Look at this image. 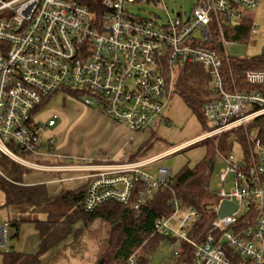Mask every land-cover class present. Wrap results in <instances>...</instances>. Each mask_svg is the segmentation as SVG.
I'll use <instances>...</instances> for the list:
<instances>
[{"label":"built area","instance_id":"obj_1","mask_svg":"<svg viewBox=\"0 0 264 264\" xmlns=\"http://www.w3.org/2000/svg\"><path fill=\"white\" fill-rule=\"evenodd\" d=\"M144 2L165 0H100V12L84 0H0V153L32 168L49 166L28 162L21 153L41 154L43 146L45 154L72 160L88 182L87 212L111 200L141 211L159 190H170L172 212L155 220L153 235L173 237L175 257L188 243L193 264H264V68L236 72L226 35L241 24L242 8L255 9L264 0H197L189 15H169L165 22L129 9ZM187 64L203 66L212 86L203 104L210 128L195 140L240 127L246 135L241 160L218 152L227 164L218 174L216 217L199 241L190 232L201 213L176 195L173 170L160 165L155 174L148 172L181 146L133 161L79 160L55 152V138L43 139L56 116L38 120L44 104L70 88L84 104L143 131L159 120ZM223 200L238 207L220 217ZM10 225L0 213V248L8 246Z\"/></svg>","mask_w":264,"mask_h":264},{"label":"trees","instance_id":"obj_2","mask_svg":"<svg viewBox=\"0 0 264 264\" xmlns=\"http://www.w3.org/2000/svg\"><path fill=\"white\" fill-rule=\"evenodd\" d=\"M84 1L93 10L101 11L100 0ZM249 23L245 22L229 29L227 32L230 35L226 32L227 37L244 36L248 33ZM205 46L214 47L210 42H206ZM231 65L238 73L248 68H264V53L249 59L231 58ZM208 78V72L203 66L187 64L179 71L176 82V92L201 118L207 129L210 128V123L204 116L203 104L206 102L205 97L210 93L205 88ZM64 90L80 99L79 91L70 88ZM234 141L246 144V135L242 127L210 140L211 149L204 158L194 167L184 166L173 177L172 187L178 198L185 205L196 208L201 213V218L194 223L190 232L196 241L207 234L216 217L214 206L219 198L210 187L215 165L214 157L219 151L230 152ZM145 147L144 144L140 151ZM26 172L27 169L23 165L0 153V189L5 196L4 207L17 214L10 220L15 228L14 237L19 235L21 225L26 222L34 223L40 236L39 250L36 253L25 254L8 249L3 254L4 264H41L43 255L50 251L52 260L59 259L65 256L66 250L72 251L77 248L81 234L93 229L97 221L104 222L109 227L107 248L97 264L101 259L100 264H130V256L139 247H142L143 254L135 255L134 264H151L153 255L159 251L163 242L171 243L173 240V237L167 238L158 233L153 235L155 220L172 212L170 190H159L141 211L111 200L87 212L83 208L87 185L51 194L45 184H24L23 177ZM43 214L45 218H41ZM60 244H63L60 249L54 248ZM193 251V246L185 243L183 252L176 257L175 264H193Z\"/></svg>","mask_w":264,"mask_h":264},{"label":"rangeland","instance_id":"obj_3","mask_svg":"<svg viewBox=\"0 0 264 264\" xmlns=\"http://www.w3.org/2000/svg\"><path fill=\"white\" fill-rule=\"evenodd\" d=\"M196 3L197 0H165V3H159L157 5L144 2L139 5L131 6L129 9L131 12L137 13L141 17L158 16L160 21L165 22L168 20L169 15H189ZM241 10L243 13L242 22H248L245 18L249 17L254 19V24L256 25L249 24L248 33L240 38L229 37L228 39L232 43L228 46L227 53L230 57L236 59L258 57L264 53V5L261 4L255 9L242 8ZM251 25L255 26V33H251ZM227 33L230 35L229 32ZM211 87L210 79L208 78L205 83V88H207L210 93L212 92ZM210 93L205 97L206 101L210 98ZM86 108H95L99 110L98 106H87L76 96L73 97L69 95L66 90H61L42 113L39 121L44 122L50 115L53 116L56 114L59 117L57 125L49 128L47 132H53L52 134H54L57 143L63 145L67 142H74L76 145H80L83 149L98 148V141L90 135L83 133L89 132V130H86L83 127V125H86V122H88ZM158 118V121L151 122L143 132H140L139 136L143 138V144L141 143L140 145L143 146L145 144L146 147L137 155V158L124 160L122 155H119L113 159L118 162L133 161L142 158L146 159L180 145L181 147L176 149V151L166 155L159 162L148 167V172L155 174L158 166L166 165L173 170L174 174H177L186 165L194 167L198 164L209 152V149H211L209 141L217 136L215 135L206 140H195L201 137L209 128L207 129L201 118L186 104L184 99L177 92L165 103ZM130 144L134 145V142H131ZM138 148L139 146L134 153L137 152ZM130 149V146L127 147L125 152ZM243 151V144L234 141L230 153L236 159L241 160L244 155ZM214 160L215 165L211 175L210 187L212 191L215 192L219 182L218 174L227 163L220 158L218 153H216ZM51 162L52 158L47 157L46 163ZM33 173L35 172L27 174L26 180L34 179L31 175ZM231 178L232 177H230V179ZM4 201L5 196L0 189V213L5 218L9 216L13 219L15 214L13 211L4 207ZM93 226V229L91 228L88 233L81 234V239H79L80 243L77 248L72 251L70 249L66 250L65 253L68 257L60 259L55 264H97L98 259L107 248L109 227L106 226V223L100 221H97ZM13 232L14 228L9 227V244L7 247L0 248V255L4 251L10 249L11 246L16 247L18 239L12 237ZM135 253L136 255H142V247H139ZM163 253H167L169 256L164 257L159 261V258ZM175 261L176 257L173 255V246L171 243L165 241L160 246L159 251L153 255L151 264H175Z\"/></svg>","mask_w":264,"mask_h":264},{"label":"crops","instance_id":"obj_4","mask_svg":"<svg viewBox=\"0 0 264 264\" xmlns=\"http://www.w3.org/2000/svg\"><path fill=\"white\" fill-rule=\"evenodd\" d=\"M245 20L250 22L249 24L252 25L254 24V19L247 17L245 18ZM240 23L242 24L244 22H242L241 20ZM57 93L51 97L52 99H50L49 102L45 103L43 108H41V110L38 113V120L42 115V113L47 108V106L50 105V103L57 95ZM86 109H87L88 122H86L87 124L83 125V127L86 130H89V132H83V133H86L87 135H90L92 138L96 139L98 141L97 142L98 148L83 149L80 147V145H76L74 142L71 143L67 142L62 145L61 143H57L55 139L56 141L54 147L55 152L60 153L62 155H70L71 157L78 158L79 160L83 158H88L94 160L95 162H99L105 158L113 159L119 155H122V158L124 160L137 158V155L141 152L140 148L142 146L140 144L142 143L143 140V138L140 137L139 135L140 132L143 131L140 132L131 131L125 124L117 122L115 119L107 116L100 108L99 110L95 108H86ZM54 116H56L55 125L45 128L42 133L43 139L45 141L49 137L55 138L54 134H52L53 132L50 133L47 132V130L57 125V120L59 119V117L58 115L54 114L53 116L50 115L44 122L42 121V123H46L49 119L53 118ZM131 142H134V145L130 144ZM129 146L131 147V149L128 150L127 153L125 152V149H127V147ZM138 146L139 148L137 152L134 153ZM45 150L46 149L43 146L41 154L21 153L22 157L28 162L40 164L42 166H49V168H44V167L32 168L29 165L22 164L25 166V168L27 167L26 168L27 172L24 174L23 177L24 184L26 185L45 184L48 189V192L51 194H57L61 192L63 189H77L81 186L87 185L88 183L87 179L82 176L83 172L75 168V166L77 165L76 163H73L72 160H67L63 157L58 158L55 155L45 154L44 153ZM47 157L52 158L51 163H46ZM30 172H35L31 174L34 177V179L26 180L27 174H29ZM13 212L16 216L17 215L16 212L15 211ZM45 217L46 216L44 214L41 216V218H45ZM3 218L5 217L3 216ZM5 219L9 221L11 220L9 216ZM10 227L13 226L10 225ZM14 234H15V228L12 237H14ZM15 237L18 239L16 247L11 246L10 249H14L18 252L25 254H34L39 250L40 236L34 223L32 222L23 223L20 227L19 235ZM62 246L63 244L62 245L60 244L59 246H56L54 248L60 249ZM51 253L52 251L43 255L41 264H55L60 259L68 257V255L65 254V256L59 259L52 260ZM3 254L4 252L0 255V264H4Z\"/></svg>","mask_w":264,"mask_h":264},{"label":"water","instance_id":"obj_5","mask_svg":"<svg viewBox=\"0 0 264 264\" xmlns=\"http://www.w3.org/2000/svg\"><path fill=\"white\" fill-rule=\"evenodd\" d=\"M237 205L233 202H229L226 200H223L220 204L219 210H218V215L220 217L226 216L228 214H231L232 212H234L237 209ZM169 256V254L167 253H163L160 258L159 261H161L164 257ZM102 262V259L99 260L98 264H100Z\"/></svg>","mask_w":264,"mask_h":264}]
</instances>
